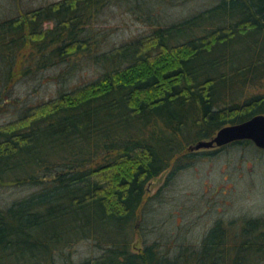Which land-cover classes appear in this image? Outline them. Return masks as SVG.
Masks as SVG:
<instances>
[{
    "label": "trees",
    "instance_id": "16d2710c",
    "mask_svg": "<svg viewBox=\"0 0 264 264\" xmlns=\"http://www.w3.org/2000/svg\"><path fill=\"white\" fill-rule=\"evenodd\" d=\"M113 2L131 0H62L0 23V102L75 57L104 70L0 127V189H35L0 209V264H76L69 251L84 241L99 254L77 264H255L264 219L233 236L217 223L196 255L178 259L158 242L135 248L133 235L152 181L169 180L221 128L264 115V95L248 96L264 82V0H214L94 55L90 25Z\"/></svg>",
    "mask_w": 264,
    "mask_h": 264
},
{
    "label": "rangeland",
    "instance_id": "374dc122",
    "mask_svg": "<svg viewBox=\"0 0 264 264\" xmlns=\"http://www.w3.org/2000/svg\"><path fill=\"white\" fill-rule=\"evenodd\" d=\"M59 1L62 0H0V23ZM134 1L113 2L100 9L89 28L93 38H97L93 47L97 46L98 52L93 50L94 55L110 52L145 35L158 23L179 21L193 13L191 10L196 12L214 4V0H190L176 5L159 4L151 9L141 5L139 9L134 7ZM151 4H156L155 0ZM53 27V23L43 26L44 29ZM73 59L19 82L11 96L0 102V127L16 121L26 105L54 98L60 89L84 86L97 80L104 71L94 58ZM260 87L251 89L248 96L264 95V82ZM15 99L19 101L18 106H12ZM214 151L200 150L192 162L178 169L169 180L170 171H167L149 184V198L137 219V234L133 235L135 248H140L142 243L158 242L172 259L184 254L196 255L217 223L233 236L239 234L244 221L264 219V150L254 144H236L211 154ZM34 190L2 187L0 209ZM218 237L216 233L215 239ZM91 247L88 241L75 243L69 251L72 260L77 264L94 255L93 251L99 254V249Z\"/></svg>",
    "mask_w": 264,
    "mask_h": 264
},
{
    "label": "water",
    "instance_id": "95a60500",
    "mask_svg": "<svg viewBox=\"0 0 264 264\" xmlns=\"http://www.w3.org/2000/svg\"><path fill=\"white\" fill-rule=\"evenodd\" d=\"M250 141L264 150V115L221 128L210 140H202L190 147L191 151L218 149L236 142Z\"/></svg>",
    "mask_w": 264,
    "mask_h": 264
},
{
    "label": "flooded vegetation",
    "instance_id": "af4514ba",
    "mask_svg": "<svg viewBox=\"0 0 264 264\" xmlns=\"http://www.w3.org/2000/svg\"><path fill=\"white\" fill-rule=\"evenodd\" d=\"M244 142V141H243ZM236 143H239V142H236ZM235 143H233V144H230V145H234ZM230 145H228V146H230ZM236 145V144H235ZM228 146H225V147H222V148H218V149H212V150H215L214 152H219V150L221 151V150H223V149H225L226 147H228ZM263 150V149H262ZM258 262V263H257ZM255 264H264V252H263V255L262 256H260L259 258H258V261H256V263Z\"/></svg>",
    "mask_w": 264,
    "mask_h": 264
}]
</instances>
